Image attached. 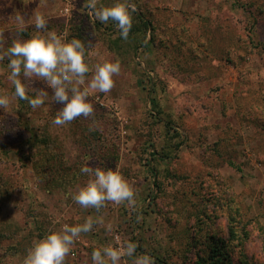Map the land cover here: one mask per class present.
<instances>
[{"label":"rangeland","instance_id":"374dc122","mask_svg":"<svg viewBox=\"0 0 264 264\" xmlns=\"http://www.w3.org/2000/svg\"><path fill=\"white\" fill-rule=\"evenodd\" d=\"M85 2L0 0L5 47L14 15L40 12L47 30L83 42L90 68L100 56L121 64L111 91L89 96L92 117L56 126L64 105L54 90L22 74L30 97L49 95L33 109L13 96L9 60L0 62L10 99L0 107V264H23L34 240L89 217L103 222L81 233L65 264H93L94 249L125 241L154 264H264V0H100L135 6L127 40ZM97 165L129 181L136 212L72 199L89 179L81 168Z\"/></svg>","mask_w":264,"mask_h":264},{"label":"clouds","instance_id":"9594fccd","mask_svg":"<svg viewBox=\"0 0 264 264\" xmlns=\"http://www.w3.org/2000/svg\"><path fill=\"white\" fill-rule=\"evenodd\" d=\"M30 2L31 0H23L25 5ZM99 2L100 0H86L84 8L88 10V15L104 24L109 20L114 21L120 36L127 40L133 25L131 11H135V6L116 2L98 7ZM13 19L15 28L10 46L5 47V40H0V62L6 58L9 60L7 80L14 87L13 96L27 101L33 109L44 105L49 97L47 91L35 89L36 95L30 97L29 88L21 79L23 74L29 81L33 78L45 81L54 90L51 99L64 105L52 121L54 125L64 126L81 116L92 117L94 107L88 102L89 96L95 92L111 91L114 76L121 71L120 62L100 56L98 62L90 68L85 61L83 42L77 38L66 41L56 31L47 30L48 21L40 12H34L31 19L16 13ZM30 25H34L36 32L23 39L21 34ZM89 72L92 75L87 80ZM9 105V97L0 95V107L7 111ZM81 172L87 174L89 179L84 186L79 187L72 199L82 208H92L99 212L110 202L117 206L124 205L132 212L138 210L135 190L118 169H105L97 165L82 167ZM139 218L138 216L137 219ZM102 222V217L95 220L89 217L83 224H63L57 230H50L44 238L33 241L23 264H65L66 257L81 233L90 232L94 223ZM137 247L136 243L125 241L119 247L108 244L94 249L93 264H120L123 257H134L132 264H154L153 258L148 254L136 256Z\"/></svg>","mask_w":264,"mask_h":264},{"label":"trees","instance_id":"16d2710c","mask_svg":"<svg viewBox=\"0 0 264 264\" xmlns=\"http://www.w3.org/2000/svg\"><path fill=\"white\" fill-rule=\"evenodd\" d=\"M151 103L153 104L154 107L157 106V102H156L155 98H152V99H151ZM161 263H162V262H161ZM162 264H163V263H162Z\"/></svg>","mask_w":264,"mask_h":264}]
</instances>
